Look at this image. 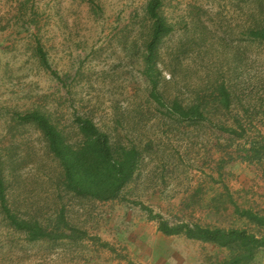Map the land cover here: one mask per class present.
I'll use <instances>...</instances> for the list:
<instances>
[{
  "label": "rangeland",
  "instance_id": "1",
  "mask_svg": "<svg viewBox=\"0 0 264 264\" xmlns=\"http://www.w3.org/2000/svg\"><path fill=\"white\" fill-rule=\"evenodd\" d=\"M150 0H0V156L6 194L19 216L46 219L65 205L77 242H28L0 215V264H218L232 252L158 231L171 226L264 229V0H161L171 27L161 40L157 95L144 74ZM41 49L52 75L40 62ZM220 87L228 108L218 102ZM174 100L204 119L176 121ZM40 112L70 144L88 118L140 153L134 179L111 202L65 196L61 170L41 133L15 115ZM151 211V213L149 212ZM255 264H264L259 253Z\"/></svg>",
  "mask_w": 264,
  "mask_h": 264
},
{
  "label": "trees",
  "instance_id": "2",
  "mask_svg": "<svg viewBox=\"0 0 264 264\" xmlns=\"http://www.w3.org/2000/svg\"><path fill=\"white\" fill-rule=\"evenodd\" d=\"M161 0H150L146 6V15L152 20L151 30L144 44V74L151 85V98L160 107L161 97L157 95V86L161 75L156 69L157 51L159 44L170 32L166 21L161 17L159 10ZM252 37L264 41V31L253 32ZM42 65L53 76L58 78L56 72L51 71L46 56L41 49H37ZM224 108L229 105V93L220 87V99ZM166 116L171 119L186 122H195L204 119L200 105L191 103L183 106L174 100L165 108ZM15 118L23 124H32L43 136L47 149L61 170V181L58 183V194L61 202L65 196L89 198L97 202H111L119 198L125 187L131 183L140 165V153L136 148H127L112 141L106 133L101 132L88 118L77 116L74 119L83 140L79 144H70L62 133L54 126L44 114L34 111L25 115L16 114ZM254 159H264L262 149L258 145L251 147L250 154ZM4 166L0 156V215L15 230L26 234L28 242H77L85 233L72 225L66 216L65 205L46 219L43 225L38 219H24L19 211L11 206L6 194V181ZM151 213V211L149 210ZM247 219L264 229V218L246 212ZM150 218L158 221V231L167 237L183 235L185 238L204 244L214 245L220 249L232 252L230 260L218 264H255L256 257L264 253V237L258 238L247 230L206 228L200 226L179 225L171 226L159 215L151 213Z\"/></svg>",
  "mask_w": 264,
  "mask_h": 264
}]
</instances>
